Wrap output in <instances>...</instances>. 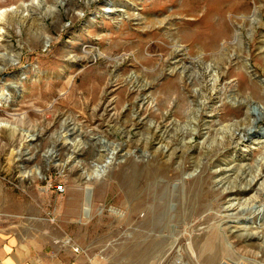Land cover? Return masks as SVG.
Wrapping results in <instances>:
<instances>
[{
  "label": "rangeland",
  "instance_id": "1",
  "mask_svg": "<svg viewBox=\"0 0 264 264\" xmlns=\"http://www.w3.org/2000/svg\"><path fill=\"white\" fill-rule=\"evenodd\" d=\"M263 206L264 0H0V210L88 264H264Z\"/></svg>",
  "mask_w": 264,
  "mask_h": 264
},
{
  "label": "crops",
  "instance_id": "2",
  "mask_svg": "<svg viewBox=\"0 0 264 264\" xmlns=\"http://www.w3.org/2000/svg\"><path fill=\"white\" fill-rule=\"evenodd\" d=\"M0 264H88V256L48 217L1 209Z\"/></svg>",
  "mask_w": 264,
  "mask_h": 264
},
{
  "label": "bare ground",
  "instance_id": "3",
  "mask_svg": "<svg viewBox=\"0 0 264 264\" xmlns=\"http://www.w3.org/2000/svg\"><path fill=\"white\" fill-rule=\"evenodd\" d=\"M232 7V6H231ZM231 7L230 6H224V7H222V8H220V10H219V12H222V11H224V10H231ZM209 16V15H208ZM223 26H225V24L223 25ZM218 31H216V33H217V37H221V36H224L225 34H226V30H225V27H224V29H223V27H222V25H220V24H218V29H217ZM12 130H11V132L13 133V134H15L16 133V130H15V128H11ZM113 146L112 147V149H110L111 151L109 152V154H108V156H107V159L108 160H105V162L104 163H102L101 165H97L96 167H95V169L91 172V174L90 175H88V177H87V180L90 182V180H92V178L93 177H95V175L94 174H96V176L97 177H100L102 174H104L106 171H107V169L109 168V166L113 163V161L115 160V158H116V155H117V153L118 152H116L117 151V148L114 146V145H112L111 143H109V142H106V144L105 145H103V147L105 148V147H107V146ZM51 158H49V159H53V158H56L57 159V157L59 156V154H58V150H56V149H53V151L51 152ZM72 157V156H71ZM69 158V157H68ZM71 159V158H70ZM69 160V159H68ZM77 160V159H76ZM70 161V160H69ZM78 162H80L81 160H77ZM58 162V161H57ZM68 162V161H67ZM66 162V163H67ZM63 163H65V162H63ZM37 172L39 173V174H41V175H43V172H42V169L41 168H38V170H37ZM158 174V173H157ZM145 175H147V172H146V174ZM149 176V175H148ZM156 176V175H155ZM147 177V176H146ZM139 178V177H138ZM145 178V177H144ZM155 179V178H154ZM134 180H135V178H134ZM141 180V179H140ZM143 180V179H142ZM147 180V179H146ZM136 181H137V179H136ZM152 183H153V181H152ZM146 184V183H145ZM148 184V183H147ZM151 184V183H150ZM143 185V184H142ZM145 186V185H144ZM143 186V187H144ZM147 186V185H146ZM149 186V185H148ZM154 187V186H153ZM153 187H152V189H153ZM150 189V188H149ZM137 190V189H136ZM154 190V189H153ZM141 192V191H140ZM149 192V191H148ZM153 192V191H152ZM144 193V192H143ZM159 193V192H158ZM148 194V193H147ZM157 194V193H156ZM141 195V194H140ZM152 195V194H151ZM143 196V195H142ZM148 196H149V194H148ZM147 197V196H146ZM151 197V196H150ZM142 198V197H141ZM86 199H87V195H86ZM140 199V198H139ZM147 199V198H146ZM149 199V198H148ZM88 203H89V200H88ZM90 205L88 204V206L85 208V211H86V213H88L89 211H90V207H89ZM258 214H260L261 216H263V218H264V206L262 207V208H260V210H259V213ZM251 227V226H250ZM249 226H247V224H246V226L244 225V230H242V231H240V234H239V238L241 239H246L247 240V238L249 239L250 238V242H249V244L250 245H253L254 247H256L257 249H258V251H259V253H258V256H262V257H264V223L262 224V225H260V226H258V229H262V231L261 232H249ZM232 233L234 232V230H232L231 231ZM142 237V236H141ZM137 239V238H136ZM140 239V238H139ZM138 244V243H137ZM136 244V245H137ZM258 261V263L259 264H261L260 262H259V260H257ZM243 263V262H242ZM223 264H225V263H223ZM226 264H228V263H226ZM236 264H241V263H237L236 262Z\"/></svg>",
  "mask_w": 264,
  "mask_h": 264
},
{
  "label": "built area",
  "instance_id": "4",
  "mask_svg": "<svg viewBox=\"0 0 264 264\" xmlns=\"http://www.w3.org/2000/svg\"><path fill=\"white\" fill-rule=\"evenodd\" d=\"M59 189L63 190V186H60ZM75 251L81 252V249L79 247L75 246Z\"/></svg>",
  "mask_w": 264,
  "mask_h": 264
}]
</instances>
